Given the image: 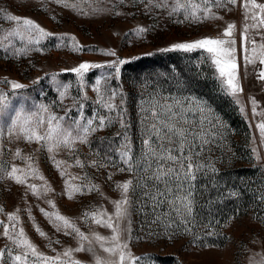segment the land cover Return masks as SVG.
Segmentation results:
<instances>
[{"label": "rangeland", "instance_id": "rangeland-1", "mask_svg": "<svg viewBox=\"0 0 264 264\" xmlns=\"http://www.w3.org/2000/svg\"><path fill=\"white\" fill-rule=\"evenodd\" d=\"M66 3L68 6L57 0H0V38L18 28L15 21L7 19L8 15L29 18L50 34L39 44L28 45L31 50L20 55H15V50L24 47V43L18 39H13L7 51L0 46V93L8 97L9 103L0 117V125L9 122L16 109L38 111L40 106H46L49 113L63 117L65 124L77 120L83 123L89 118L98 123V116L115 118L120 112L125 127L114 119L110 126L90 135L88 143L77 144L74 153L61 150L57 160L74 165L79 158L84 165L67 168L68 176L64 178L47 151L37 150L40 146L35 143L9 138L5 130L0 136V162L6 168L12 164L23 167L22 160L13 159L19 147L24 155L33 156V162L54 191L46 198L37 199L24 186L7 178L0 180V207L4 209L0 222L8 223L7 213L20 209V226L28 238L40 252L54 256L66 248L77 247V240L57 232L41 213V208L52 211L46 199H52L55 210L74 221L84 233L95 231L109 236V229L85 220L84 213L98 208L112 213L111 201L121 198L116 184L133 180L128 194L131 233L130 236L125 233L124 238L132 255L141 258L136 264H250L252 258L260 261L264 257V138L257 127L264 123V81L257 78L261 65L245 67L243 59H238L243 88L238 104L222 88L202 50L179 57L211 69L214 85L204 94L191 83L179 84L176 76L165 70L164 66L168 65L165 56L153 58L155 53L172 50L175 43L216 37L226 22L236 24L239 51L243 9L232 5L228 6L230 12L214 9L223 19L194 23L184 21L182 13L169 16L166 10L155 7L148 11L147 0H66ZM140 27L146 31L137 34ZM109 51L115 55H108ZM144 56L148 59L135 62ZM120 60L124 63L120 64ZM81 63L89 65L82 75L70 71ZM6 81L24 87L12 89ZM62 85L68 86L64 97L60 96ZM112 92L117 93L112 101L117 110L109 112L97 101L101 95L107 99ZM170 97L193 98L205 110L204 126L215 133L200 152L199 162L208 167L196 173L193 211L184 217L177 216L167 204L154 212L151 202L144 203L139 187L144 173L127 171L117 151L126 133L133 157L140 160L144 135L141 106L152 98L163 103ZM250 98L257 102L255 114ZM120 168L125 171H119ZM71 176L80 177L73 181L75 184L96 185L98 189L86 188L83 194L69 199L64 181ZM28 210L33 219H29ZM157 215L161 217L159 220ZM182 219L188 223H182ZM170 222L172 226L167 227ZM34 223L48 238L38 235ZM127 224L128 221L122 222V226ZM56 240L59 243H54ZM6 248L12 245L0 235V249ZM97 252L106 256L99 248ZM73 255L80 264H93L89 252ZM0 264H12L7 251Z\"/></svg>", "mask_w": 264, "mask_h": 264}, {"label": "snow or ice", "instance_id": "snow-or-ice-1", "mask_svg": "<svg viewBox=\"0 0 264 264\" xmlns=\"http://www.w3.org/2000/svg\"><path fill=\"white\" fill-rule=\"evenodd\" d=\"M57 3L68 6L66 0H57ZM229 5L239 6L243 9L239 51L236 40L237 27L234 22H226L222 33L216 37H202L194 41L175 43L171 45V49L189 53L202 50L203 53H206L205 58L209 59L214 67L222 88L239 104V96L243 92L240 82L239 58L243 59L245 67L257 63L261 65L257 78L264 81V3H260L258 0H171V3L169 0H147L145 8L148 11H151L152 7L166 10L169 16L182 13L184 21L201 23L206 20L223 19L214 9L230 12ZM7 19L15 21L18 28L3 35L0 38V46L7 51L12 45L13 39L20 40L24 43V47L16 49L15 55L30 51L28 45L39 44L43 38L50 35L29 18L8 15ZM136 31L137 34H141L146 29L140 27ZM255 37H259V39L257 40ZM107 54L115 55L111 51ZM119 63L123 64L124 61L120 60ZM88 68L87 63H81L70 71L82 75ZM117 72H119V68H117ZM6 82L10 83L12 89L24 87L15 81ZM99 83L97 81L98 85ZM61 87L64 90L60 92V96L64 97L67 94L68 86L62 85ZM97 91L99 92V88ZM116 95V92H112L107 99L101 95L97 102L109 112L116 111L117 106L112 102ZM250 102L255 114L257 102L254 98H250ZM8 108V97L0 93V117L4 116ZM140 111L144 126L140 160L136 161L133 157L131 140L126 133L120 148L117 149L120 160L127 166V171H142L144 173L141 177L142 183L139 185L143 193L142 201L144 203L151 202L154 212L167 204L177 216H190L193 211L192 189L193 182L197 178L196 173L208 167L200 163L198 158L204 145L209 143V136L215 135L204 126L205 110L193 98L170 97L165 98L163 103L152 98L142 104ZM241 111H243V107H241ZM197 114H199V119H197ZM114 119L118 120L122 128L125 127L123 113L120 112L115 118L98 116V123L89 118L83 123L77 120L73 124H65L63 117L49 113L46 106H40L38 111H26L24 108H19L9 117V122L0 125V136L4 135L6 130L9 138L39 145L40 148L37 150H45L50 154L49 159L64 178L68 176L67 168L73 166L83 168L84 165L79 158L75 159L73 165L64 160H57L56 155L61 150L74 153L77 144L88 143L90 135L110 126ZM257 127L261 137L264 138V123H259ZM13 159L22 160L24 166L12 164L6 168L4 163L0 162V180L7 178L17 185L24 186L26 192H30L37 199L46 198L49 193L54 191L33 162L32 155H24L22 150L17 147L13 153ZM92 164L95 165L96 162L93 161ZM119 171H125V168H120ZM77 179L80 177L71 176L64 181L65 195L69 199L77 194H83L86 188L88 191L98 189L96 185L87 186L73 183ZM33 180H40L41 183L30 182ZM132 187L133 180L116 184L121 198L111 201L114 207L112 213L103 208L84 213L85 220H91L93 224L109 229L111 231L109 236L95 231L84 233L74 221L55 210L56 205L52 199H46L45 202L52 211L41 208V213L57 232L72 235L77 240V247L66 248L54 256L40 252L28 238L23 227L20 226V209L7 213L8 223L0 222L3 226V232L0 235L10 241L12 248L0 249V259L7 251L12 264H80L73 254L86 251L92 254L93 264H136V261L141 258L132 255L128 240L124 238L125 233H128L129 236L131 233L128 194ZM233 194L235 195V193ZM3 211L4 209L0 207V213ZM28 212L29 219H33L31 211L28 210ZM163 215L169 214L164 213ZM160 218V215H157V220ZM123 221H128L127 226H122ZM181 222L188 223L184 219ZM171 226L170 222L167 227ZM34 228L38 235L48 238L47 234L35 223ZM54 243H59V240ZM97 248L106 256H101L97 252ZM113 257L114 259H112ZM250 264H264V257L260 261L252 258Z\"/></svg>", "mask_w": 264, "mask_h": 264}, {"label": "trees", "instance_id": "trees-1", "mask_svg": "<svg viewBox=\"0 0 264 264\" xmlns=\"http://www.w3.org/2000/svg\"><path fill=\"white\" fill-rule=\"evenodd\" d=\"M189 52H180L178 50L162 51L154 54L153 58H161L165 56L168 60V65L171 64L172 67L168 65L164 66L172 75H175L179 80V84L184 86V83H191L192 86L198 88L201 94L211 90L212 85H214V79L211 76V69L209 67H203L202 64H194L191 60H184L183 57L179 55H186ZM148 59V56H144L141 59H135L138 63L139 60ZM132 63V62H131ZM129 64V63H127ZM200 88V89H199Z\"/></svg>", "mask_w": 264, "mask_h": 264}]
</instances>
